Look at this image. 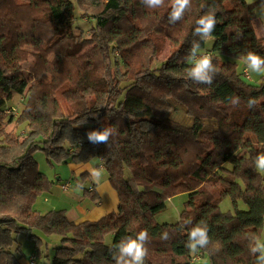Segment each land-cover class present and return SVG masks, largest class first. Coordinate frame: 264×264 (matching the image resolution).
<instances>
[{
	"label": "trees",
	"instance_id": "1",
	"mask_svg": "<svg viewBox=\"0 0 264 264\" xmlns=\"http://www.w3.org/2000/svg\"><path fill=\"white\" fill-rule=\"evenodd\" d=\"M262 3L192 0L184 18L171 24V0L158 9L141 0H0V264H21V234L35 242L37 255L48 237H60L51 264H115L121 240L144 229L150 238L145 264H194L199 254L207 264H256L258 253L250 248L264 229V173L254 164L264 153V82L252 83L239 64L248 51L264 56V30L255 26ZM211 9L216 10V26L209 40H200L193 35L196 21ZM77 10L94 18L91 30L107 54L108 81L105 90H98L90 72L82 74L70 97L73 111L66 114L54 66L61 57L57 51L49 61L47 46L53 44L54 50L56 43L70 51L69 43L86 40L75 32ZM146 24L175 49L160 64L151 53L129 77L128 69L122 71L128 58L119 44L126 37L142 48ZM193 40L213 57L217 72L211 85L187 76ZM27 47L36 52L41 68L26 73ZM40 74L50 75L51 81L43 82ZM15 95L23 99L20 113L9 104ZM234 97L239 104L231 103ZM172 98L185 108L190 125L172 117L178 110ZM250 98L256 100L252 108ZM11 108L18 114H8ZM208 121L215 126L208 129ZM104 126L115 128V135L107 144L91 143L87 133ZM37 151H44L51 163L100 161L98 167L118 194L117 210L98 221L75 223L65 209L43 213L35 208L53 185L38 170ZM87 182L91 179L84 173L77 184L84 188ZM95 190L85 187L84 196L99 201ZM180 194L189 196L180 219L157 223L167 201ZM224 194L234 204L233 213L221 211ZM201 223L208 226L210 243L190 251L188 233ZM164 232L169 239H161Z\"/></svg>",
	"mask_w": 264,
	"mask_h": 264
},
{
	"label": "rangeland",
	"instance_id": "2",
	"mask_svg": "<svg viewBox=\"0 0 264 264\" xmlns=\"http://www.w3.org/2000/svg\"><path fill=\"white\" fill-rule=\"evenodd\" d=\"M261 1H263V3L257 6L255 12V26L260 32L264 30V0ZM77 16L79 17V19L76 22L75 32L77 35H84L86 40L74 44L69 43V45L72 44L69 47L71 49L70 51L66 47L60 46V44L56 45V43H54V50L53 44L47 46L49 61H52L54 59L55 55H57V51L59 52V57H61L60 60L56 58V61L59 60V63H54V66L60 73L59 79L61 81L60 91L57 96L59 98L60 105L66 114L73 111L70 97L75 90L73 89V86L75 84H79L82 80V74L89 71L90 73L88 77L91 83L97 86L98 90H105L106 82L108 81L106 70L107 64L109 62L108 57L104 48L101 46V42H97V39L93 37L91 30V28L95 25L94 18L83 17L81 12L78 10ZM152 22L154 21L152 20ZM146 27L147 40L142 48H140V45L137 44V41H130L126 37H124L119 44L120 50L126 51V57L128 58L126 60V68H122V71H126V69H128L127 74L129 77L134 76L135 72L141 70L146 65L147 61L149 60L148 56L151 53H154L158 59V61H156L155 63L160 64L166 61L175 49L171 41L167 39L164 34L158 35L153 30V27H150L148 24H146ZM57 38L58 37H54V42L59 40H56ZM212 45L213 42H208L209 47H211ZM134 47H138L139 49L134 50ZM26 49L28 52H30V54L26 57L27 61L25 63V72L27 73L28 70L33 72L34 68H41V64L37 61L36 52H34L31 47H27ZM119 55L120 53L118 51L117 56ZM245 69H247L245 62H240L239 70L244 71ZM249 72L252 83L260 84L264 82V73H255L250 70ZM40 76V80H42L43 82L51 81V76L48 74H40ZM61 92L63 95H61ZM202 93L205 94L206 90L203 89ZM172 101L173 105L178 108L177 112H175L174 114L172 113V117L184 124L190 125L192 120L185 114V108L179 103L178 99L172 98ZM9 104H11L13 107H16L17 109H20L19 113L21 109L24 108L23 99L20 96L15 95L9 102ZM206 125L209 129L210 127H214L215 123L212 121H208ZM13 127L14 125L10 126L9 131L12 130ZM18 132H20V130H18ZM22 134L23 136H25L26 131ZM34 159L38 163V170L44 173L50 181L58 180V178H61L64 182L72 180V171L70 167L68 165L58 164L56 162L51 163L50 157L44 151H37L34 154ZM95 161L97 163L99 162L98 160ZM95 161H92V165L94 166L96 165ZM206 186L208 188H211V184H206ZM46 197L49 198L51 202L43 204V201L41 202V200L46 199ZM52 200L53 198L47 194L37 201L35 208L40 207L44 211L52 209ZM188 200V194H180L168 200L166 210L156 216L157 223H176L180 219L182 212L185 210ZM41 205L43 207H41ZM220 207L221 211L223 212L233 213L235 211L234 204L227 194H224L222 196ZM246 208L247 207L243 203H239L240 210H246ZM108 240L110 241V238L107 239V242ZM259 240L264 241V229L260 235ZM46 242L47 245L43 247L41 255H37L36 253L38 258L37 264H51L50 257L54 253L55 248L60 246L61 238L58 236H51L46 239ZM18 243L20 244L22 250L23 260L28 262L31 255L35 253V242L26 234H21L18 236ZM193 263L207 264V260L199 254L196 255V260H194Z\"/></svg>",
	"mask_w": 264,
	"mask_h": 264
},
{
	"label": "clouds",
	"instance_id": "3",
	"mask_svg": "<svg viewBox=\"0 0 264 264\" xmlns=\"http://www.w3.org/2000/svg\"><path fill=\"white\" fill-rule=\"evenodd\" d=\"M141 2L149 9H158L165 4V0H141ZM191 4L192 0H171V11L168 15L169 23L175 24L177 21L182 20L186 11L191 8ZM215 13L216 10L211 9L196 21V27L193 32L194 36L204 41L211 38L217 23ZM188 59L192 62V66L188 69L187 76L195 83L211 85L217 69L212 62L213 57L201 52L199 41L193 40ZM244 60L248 70L255 73H264V56L253 51H248L244 56ZM239 102V97L231 99L233 105H237ZM255 105L256 100L250 98L248 100V107L252 108ZM115 132V128L104 126L102 129L89 131L87 138L93 144H107L109 138L115 135ZM254 164L258 171L264 172V153H260L255 157ZM89 174L94 182L99 184L103 174L102 166L100 168H93ZM77 187L82 188L83 185L77 184ZM161 239H169L168 233H162ZM149 241L147 229L141 230L134 237L128 236L121 240L117 246V252L113 254L115 264H145V259L148 255L147 243ZM209 243L210 238L207 224L201 223L191 228L186 245L190 251L206 248ZM250 251L252 254L258 253L256 264H264V241L257 240L255 245L250 248Z\"/></svg>",
	"mask_w": 264,
	"mask_h": 264
},
{
	"label": "crops",
	"instance_id": "4",
	"mask_svg": "<svg viewBox=\"0 0 264 264\" xmlns=\"http://www.w3.org/2000/svg\"><path fill=\"white\" fill-rule=\"evenodd\" d=\"M246 1L251 4L261 0ZM99 164L102 163L100 161L98 163L96 162L95 166L92 165V162L87 164H69L68 166L72 171V180H69L68 182H64L61 178H58V180L55 181L51 180L53 182V185L48 195L53 198L52 209L44 211L40 207L38 208L43 213H46L50 210L65 209L68 219L75 223L84 221H98L107 214L116 211L119 204L118 194L112 187L109 176L104 168L102 167L103 174L99 184L94 182L93 178L89 174L90 170H92L93 168H100L101 166L98 167ZM84 173L89 174L91 179V182H87L86 184H84V188L93 186L96 189V193L100 197L99 201H94L90 198L85 197L84 188L77 187V182L79 183V180ZM65 184H69V187L64 189L63 185ZM42 201L43 204L51 202L47 197L46 199L41 200V202ZM41 207L43 206L41 205ZM20 261L21 264H29V261H24L23 257Z\"/></svg>",
	"mask_w": 264,
	"mask_h": 264
},
{
	"label": "built area",
	"instance_id": "5",
	"mask_svg": "<svg viewBox=\"0 0 264 264\" xmlns=\"http://www.w3.org/2000/svg\"><path fill=\"white\" fill-rule=\"evenodd\" d=\"M204 53H206V52H204ZM208 54V53H207ZM210 55V54H209ZM244 75H245V77L248 79V80H251V76H250V72H249V70L248 69H245L244 71ZM7 113L8 114H13V115H16L17 114V111L14 109V108H11V109H9L8 111H7ZM67 187H69V184H65V185H63V188L65 189V188H67ZM37 255L34 253V254H32V256L30 257V259H29V264H37ZM194 260H196V258L194 259Z\"/></svg>",
	"mask_w": 264,
	"mask_h": 264
}]
</instances>
